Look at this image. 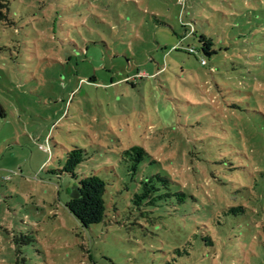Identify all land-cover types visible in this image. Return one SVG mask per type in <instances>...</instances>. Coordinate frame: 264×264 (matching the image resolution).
I'll list each match as a JSON object with an SVG mask.
<instances>
[{"label":"rangeland","instance_id":"obj_1","mask_svg":"<svg viewBox=\"0 0 264 264\" xmlns=\"http://www.w3.org/2000/svg\"><path fill=\"white\" fill-rule=\"evenodd\" d=\"M3 1L0 264H264V0ZM74 147L106 182L89 228ZM157 173L172 194L142 216Z\"/></svg>","mask_w":264,"mask_h":264},{"label":"trees","instance_id":"obj_2","mask_svg":"<svg viewBox=\"0 0 264 264\" xmlns=\"http://www.w3.org/2000/svg\"><path fill=\"white\" fill-rule=\"evenodd\" d=\"M3 2V0H0V20L5 19L8 12V5ZM200 41H202L203 45L209 44L204 36L200 37ZM203 51L205 54L214 53L213 50L210 53L208 49H203ZM188 52H190L189 49ZM86 154L87 152L82 148H72L67 151L64 165L59 170V172L69 174L74 180L71 195L64 205L83 228H89L93 224L102 222L106 216V202L104 198L106 182L95 173L80 176L77 172V166L86 159ZM122 155L132 161L131 169L134 170L137 163L146 155V151L143 147L134 145L122 150ZM171 182L167 176H162L159 173L141 180L140 191L135 193L132 199L135 208L140 210V215L145 216L148 212L147 207H156V201L158 199L164 202L170 199L172 194L170 192ZM174 194L177 196L176 199L178 202H185L186 198L183 192H180L179 195L176 192ZM238 209H241V207H228L226 211L235 213Z\"/></svg>","mask_w":264,"mask_h":264},{"label":"built area","instance_id":"obj_3","mask_svg":"<svg viewBox=\"0 0 264 264\" xmlns=\"http://www.w3.org/2000/svg\"><path fill=\"white\" fill-rule=\"evenodd\" d=\"M201 62L203 63L204 61L202 60Z\"/></svg>","mask_w":264,"mask_h":264},{"label":"water","instance_id":"obj_4","mask_svg":"<svg viewBox=\"0 0 264 264\" xmlns=\"http://www.w3.org/2000/svg\"><path fill=\"white\" fill-rule=\"evenodd\" d=\"M74 196H76V195L74 194Z\"/></svg>","mask_w":264,"mask_h":264}]
</instances>
